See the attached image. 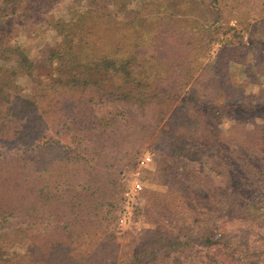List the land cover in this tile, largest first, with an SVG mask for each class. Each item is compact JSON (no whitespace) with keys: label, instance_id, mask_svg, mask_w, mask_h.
<instances>
[{"label":"trees","instance_id":"1","mask_svg":"<svg viewBox=\"0 0 264 264\" xmlns=\"http://www.w3.org/2000/svg\"><path fill=\"white\" fill-rule=\"evenodd\" d=\"M83 1L93 12L92 22L111 21L115 12L135 33L147 27L140 0L136 8L131 5L137 0ZM209 1L211 18L220 0ZM50 5L51 0H0V144L16 147L11 156L0 158V228L9 220L26 225L14 239L0 233V264H264V129L253 119L264 120L262 90L261 103L231 101L224 94L230 79L215 81V87L205 81L193 90L199 78L189 73L184 78L189 89L178 99L186 84L177 90L159 86L161 69L155 70L149 58L138 59L133 42L122 56L92 54L82 43L89 30L75 28L85 24V15L67 29L57 26L71 42L68 48L51 47L35 62L13 40L14 25ZM216 10L213 21L222 24L221 10ZM233 38H225L217 52L223 66L245 60L242 47L261 43ZM260 50L258 65L264 67ZM20 74L25 84L17 81ZM210 87L213 100L207 99ZM171 98H176L173 110L179 116L163 129L159 105ZM99 99L121 110L115 107L92 127H77L76 115L89 123L88 113ZM230 114L232 123L223 128ZM62 119L73 125V141H40ZM88 128L105 137L104 146L91 152L75 140L86 139ZM151 136L167 146V164L185 159L197 167L183 174L190 183L184 190L152 193L150 229L118 254L109 216L121 199L119 167L129 161L135 145ZM240 232L247 234L244 242ZM70 236L75 247L67 258L63 245ZM16 237L25 247L23 254L10 252Z\"/></svg>","mask_w":264,"mask_h":264},{"label":"rangeland","instance_id":"2","mask_svg":"<svg viewBox=\"0 0 264 264\" xmlns=\"http://www.w3.org/2000/svg\"><path fill=\"white\" fill-rule=\"evenodd\" d=\"M138 1L133 2L131 6L136 8ZM140 1H142L139 6L141 15L149 18L147 27L139 26L136 33L132 27L126 25L125 17L115 12L112 14L111 21L96 18L92 22L93 12L85 6L83 0H51L50 7L46 8L42 14L25 18L14 25L13 34L15 36L13 40L25 47L31 58L37 62L46 57L51 47L65 49L70 46L71 42L64 36V33L57 30L59 24H63L64 28L67 29V25H73L77 17L85 15V24L74 27L77 30H82V27L84 31L86 26L87 31L89 30V32H85L86 35L82 43L88 47L92 54L106 55L111 52L113 56H122L124 52L127 53L128 43L133 42L135 51L140 53L138 59L149 58L155 70L160 71L161 69L162 75H158L156 81L159 82V77L164 78V82H161L165 86H162V83L159 86L166 89L169 85L177 90L183 87V84H186L179 97H177L178 99L183 96V92L189 89V85L184 78L187 74L192 73L195 78H199V83L193 86V90L201 87V84L205 81L215 87V81L228 78L232 83L229 86L227 85L224 94L231 101L237 98L245 102L261 103L263 99L261 90L264 94V83H262L264 81L262 75L264 74V67L261 64L258 65V61H260V56L262 58L263 53L260 49L264 50V0H236L237 2L235 0H220V4L218 7L216 6V9L220 8L221 10L222 24L221 21H213L218 16L216 9H214L215 16L208 17V11L213 8L208 9L209 0ZM212 21L213 24H211ZM137 33L141 36L137 37ZM231 34H234L235 38L242 36L244 42H248L252 38L253 40H259L261 43L260 46L256 47L250 45L242 47L246 50V59L240 62H230L228 66H223L225 60L221 61L217 58V52L221 48L223 40ZM78 43L80 42L78 41ZM5 68L9 73L14 72L12 67L6 66ZM16 78L17 81L21 82V74ZM22 83L25 84L23 80ZM219 91H222V89ZM207 96V99L213 100L215 89L210 87ZM176 104V98H171L159 105L160 113H163L165 118L159 122L163 129L168 128L169 121L179 116L173 110ZM115 107L119 111L121 110L112 103L99 99L93 106V110L90 109L88 113L89 120H91L89 123L84 118L76 115V121H81L77 127L83 129V126H94L95 123L91 122H96L98 117L106 115ZM171 113L173 116H171ZM234 117L240 118L236 115ZM247 118L250 119L251 116ZM135 119H139L138 114H136ZM232 119L233 114H230L224 120L225 125H223V128H228L232 123ZM253 119L264 129V120H261L260 116L253 117ZM64 120L55 123L52 129H46L40 135V141L49 138H54L62 144L69 143L71 138V141H73L75 132L69 130V128H73V125L67 119ZM84 122H87V124L83 125ZM150 122L154 124V121L151 120ZM100 131L99 129H89L86 139L81 141L78 137L75 140L80 142L81 149L88 146L89 152L95 151L97 146H104L105 144V137L99 136ZM14 152H16V147L0 144V158L9 157ZM143 154H150L151 161L143 167L142 171L144 187L137 207V212L142 214L141 230L133 231L117 224L116 220L121 207V199L114 214H112L114 219L111 217L112 215L109 216L111 226L115 230L114 242L118 247V254L127 252L150 229L152 193H164L166 190H184L190 183L183 180V174H188L187 170L193 166L197 167L196 163L188 162L185 159L174 160L172 163L167 164V146L158 140L154 141L153 136H151L141 145H135L130 152L129 161L126 159L120 164L119 174L122 190L124 188L123 175L135 169L136 163L139 162ZM211 185L218 184L213 182ZM25 226L9 220L3 228H0V233L11 235L14 239L17 231L25 229ZM238 238L244 242L247 234L240 232ZM16 239L17 237L10 252L23 254L25 247ZM74 247L75 239L72 236L66 238L63 245L64 256L67 258L72 257Z\"/></svg>","mask_w":264,"mask_h":264},{"label":"built area","instance_id":"3","mask_svg":"<svg viewBox=\"0 0 264 264\" xmlns=\"http://www.w3.org/2000/svg\"><path fill=\"white\" fill-rule=\"evenodd\" d=\"M151 161L150 154H143L135 169L122 177L124 188L121 193V207L117 216V224L125 229L139 231L142 214L137 212L141 192L144 187L143 167Z\"/></svg>","mask_w":264,"mask_h":264}]
</instances>
